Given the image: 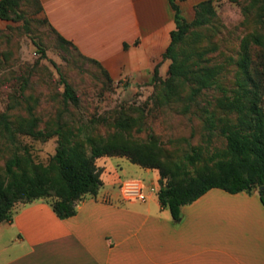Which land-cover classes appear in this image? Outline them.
Segmentation results:
<instances>
[{"label": "trees", "instance_id": "1", "mask_svg": "<svg viewBox=\"0 0 264 264\" xmlns=\"http://www.w3.org/2000/svg\"><path fill=\"white\" fill-rule=\"evenodd\" d=\"M23 1L0 0V18L18 14ZM32 1L38 10L39 1ZM168 1L173 9L174 28L162 53L169 59L167 75L160 78L154 67L151 76L154 104L176 103L175 112L189 121V137L199 131L200 140L190 141L179 153L167 155L152 132H146L141 140L125 136L124 130L133 123L136 130L141 129V112L135 117L120 113L112 122V132H95L93 119L81 121L68 116L78 104V97L73 86L60 77L62 90L57 111L43 125L31 108L25 118H11L7 112L11 104L0 112V130L12 146L2 162L0 221L10 220L14 203L36 198L45 199L59 218L74 214L77 202L86 194L94 195L100 185V168L95 158L112 154L157 170L155 193L174 221L181 217L182 204L212 186L229 192L256 190L264 208V37L259 31L243 36L235 56L229 59L232 66L227 74L223 71L224 60L213 53L214 39L206 37L203 41L215 15L212 0L194 3L191 18L184 16L177 0ZM248 1L264 25V0ZM51 30L58 40L98 64L107 75L97 61L81 54L70 41ZM22 90L20 85L19 92ZM17 131L42 140L55 136L54 152L47 163L32 159L25 145L18 142ZM216 134L223 139V145L209 149L203 141Z\"/></svg>", "mask_w": 264, "mask_h": 264}, {"label": "crops", "instance_id": "2", "mask_svg": "<svg viewBox=\"0 0 264 264\" xmlns=\"http://www.w3.org/2000/svg\"><path fill=\"white\" fill-rule=\"evenodd\" d=\"M39 16L115 80L151 85L174 28L168 0H38ZM199 0H177L187 18ZM5 23L0 18V27ZM264 109V81L262 88ZM100 185L74 214L59 218L43 198L14 203L0 221V264H264V208L256 190L212 186L180 206L174 221L155 191V168L124 155H100ZM146 197L124 198L123 180ZM145 183H144V182Z\"/></svg>", "mask_w": 264, "mask_h": 264}, {"label": "rangeland", "instance_id": "3", "mask_svg": "<svg viewBox=\"0 0 264 264\" xmlns=\"http://www.w3.org/2000/svg\"><path fill=\"white\" fill-rule=\"evenodd\" d=\"M248 4V0H212L215 15L203 41L206 37L214 39L213 53L224 60L223 71L227 74L232 66L229 59L235 56L241 38L253 31L264 37V25ZM17 13L12 18H3L5 23L0 27V112L11 104L7 109L11 118H25L31 108L43 125L57 111L62 90L60 77H64L78 97V104L68 116L81 121L93 119L95 132L103 135L112 132L115 129L112 122L120 113L135 117L141 112V129L136 130L133 123L124 130L125 136L141 140L146 132H152L167 155L179 153L190 141L200 140L199 131L189 137V121L175 112L176 103L154 104L153 83L134 85L127 84L123 77L110 79L98 64L79 56L70 45L57 39L38 15L34 1H23ZM166 75L165 71L159 77ZM20 85H23L21 92ZM15 135L36 162L47 163L54 152V135L44 140L18 131ZM203 144L209 149L220 147L223 139L216 134ZM11 148L6 134L0 130V176L3 158Z\"/></svg>", "mask_w": 264, "mask_h": 264}, {"label": "built area", "instance_id": "4", "mask_svg": "<svg viewBox=\"0 0 264 264\" xmlns=\"http://www.w3.org/2000/svg\"><path fill=\"white\" fill-rule=\"evenodd\" d=\"M158 186L150 185L149 191H155ZM120 193L124 198L135 197L143 200L146 197V194L141 191V185L138 181L128 179L123 180L119 183Z\"/></svg>", "mask_w": 264, "mask_h": 264}]
</instances>
